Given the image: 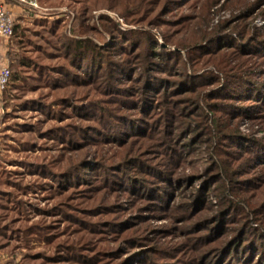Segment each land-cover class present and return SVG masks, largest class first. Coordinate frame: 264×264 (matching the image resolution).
Listing matches in <instances>:
<instances>
[{
    "label": "rangeland",
    "instance_id": "374dc122",
    "mask_svg": "<svg viewBox=\"0 0 264 264\" xmlns=\"http://www.w3.org/2000/svg\"><path fill=\"white\" fill-rule=\"evenodd\" d=\"M15 17L0 264H264V0Z\"/></svg>",
    "mask_w": 264,
    "mask_h": 264
},
{
    "label": "built area",
    "instance_id": "2783aa9c",
    "mask_svg": "<svg viewBox=\"0 0 264 264\" xmlns=\"http://www.w3.org/2000/svg\"><path fill=\"white\" fill-rule=\"evenodd\" d=\"M14 6L22 12H34L38 9L39 0H11ZM14 16L11 7L0 0V42H7L13 34ZM3 57H0V96L8 88L11 72L7 64L3 63Z\"/></svg>",
    "mask_w": 264,
    "mask_h": 264
},
{
    "label": "trees",
    "instance_id": "16d2710c",
    "mask_svg": "<svg viewBox=\"0 0 264 264\" xmlns=\"http://www.w3.org/2000/svg\"><path fill=\"white\" fill-rule=\"evenodd\" d=\"M5 1V3L6 4H8V5H10V7H11V11H12V13H13V16H14V27H13V34H12V36L8 39V41L9 40H14V42L12 43V46L11 47H13V48H15L17 45H18V43H17V40L18 39H20V38H22V36L20 35L21 33H22V31H20L21 30V26L17 23L16 24V17H15V14H17V13H15V11H14V9H13V7L15 8V6H14V3L11 1V0H4ZM40 1V0H39ZM17 8V7H16ZM18 9V8H17ZM22 13H24L22 16L24 17V15H26V16H28L29 14H30V12L28 13V12H22ZM20 17V18H19ZM18 17V21H21V20H19V19H21L22 17L21 16H19ZM5 42H0V52H2L3 51V48H2V45L4 44ZM83 48V46H81V42H79V41H77V43H76V47H75V50H76V52L77 51H80L81 49ZM13 52V53H12ZM78 53V52H77ZM10 56V67H11V69L12 70H10V72H11V79H10V83H9V86H8V88L10 87V85H11V82L12 81H17L18 80V77H17V75H16V73H15V70H14V68H17V66H18V68H19V65L21 66V63L18 61V65H15V58H17V54H16V52H14V51H12L11 50V54L9 55ZM7 88V89H8ZM6 89V90H7ZM5 90V91H6ZM5 91L3 92V94L5 93ZM2 94V95H3ZM1 95V96H2ZM0 96V97H1Z\"/></svg>",
    "mask_w": 264,
    "mask_h": 264
},
{
    "label": "crops",
    "instance_id": "0c3cea01",
    "mask_svg": "<svg viewBox=\"0 0 264 264\" xmlns=\"http://www.w3.org/2000/svg\"><path fill=\"white\" fill-rule=\"evenodd\" d=\"M10 6V5H9ZM16 8V7H15ZM17 12V14H15V16L17 15V16H22V11L18 8V11H16ZM21 12V13H20Z\"/></svg>",
    "mask_w": 264,
    "mask_h": 264
}]
</instances>
